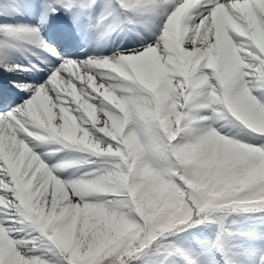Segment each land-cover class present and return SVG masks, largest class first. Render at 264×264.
I'll return each instance as SVG.
<instances>
[{"label":"snow or ice","instance_id":"1","mask_svg":"<svg viewBox=\"0 0 264 264\" xmlns=\"http://www.w3.org/2000/svg\"><path fill=\"white\" fill-rule=\"evenodd\" d=\"M25 14L0 264H264V0H0Z\"/></svg>","mask_w":264,"mask_h":264},{"label":"bare ground","instance_id":"2","mask_svg":"<svg viewBox=\"0 0 264 264\" xmlns=\"http://www.w3.org/2000/svg\"><path fill=\"white\" fill-rule=\"evenodd\" d=\"M4 7H5V9L7 10L8 5L5 4ZM28 17H30V15L25 14V15H22V17H21V16H18V17H15V18H17V19L12 20L11 18H8L7 15H6V16H0V21H6V22H9V23H10V22H11V23H15V22L27 23L26 18H28ZM23 18H25V19H23ZM31 23L34 24V22H31ZM47 31L50 32L49 27L46 28V30H45V36H47V35H46ZM18 62H21V63L27 64L25 60H20V61H18ZM2 71H3V70H2ZM30 73H31V72H30ZM30 73H21V74H18V75H19L20 77H27V76L30 77ZM41 75H43V74L41 73ZM41 75H40V76H41ZM10 76H11V72L7 73V74H6V77H4V80L7 81V80H9V79H12ZM40 76H39V77H40ZM6 81H5V82H6Z\"/></svg>","mask_w":264,"mask_h":264},{"label":"rangeland","instance_id":"3","mask_svg":"<svg viewBox=\"0 0 264 264\" xmlns=\"http://www.w3.org/2000/svg\"><path fill=\"white\" fill-rule=\"evenodd\" d=\"M9 23V22H8ZM11 23V22H10Z\"/></svg>","mask_w":264,"mask_h":264}]
</instances>
